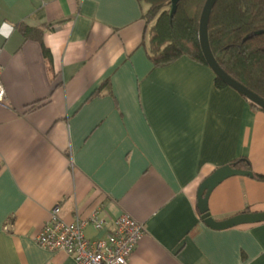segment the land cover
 <instances>
[{"label": "crops", "instance_id": "crops-1", "mask_svg": "<svg viewBox=\"0 0 264 264\" xmlns=\"http://www.w3.org/2000/svg\"><path fill=\"white\" fill-rule=\"evenodd\" d=\"M138 0H0V264H75L35 242L58 206L66 223L121 214L146 234L130 264H264V222L207 228L200 184L246 158L264 175V112L187 58L154 68ZM43 29L49 68L35 41ZM264 212V183L231 177L210 194L217 221Z\"/></svg>", "mask_w": 264, "mask_h": 264}, {"label": "trees", "instance_id": "trees-1", "mask_svg": "<svg viewBox=\"0 0 264 264\" xmlns=\"http://www.w3.org/2000/svg\"><path fill=\"white\" fill-rule=\"evenodd\" d=\"M138 1L144 8L148 35L142 45L154 68L167 67L181 58L208 67L199 43V21L206 0H180L172 17L171 0ZM16 30L24 41L40 45L50 68L52 59L43 43V29L19 23ZM208 42L218 66L231 79L264 100V0H218L209 18ZM214 85L218 90L228 88L216 77ZM244 100L252 110L264 112L246 98ZM228 166L250 172L253 180L264 183V175L254 173L246 158L233 160ZM242 213H249V210Z\"/></svg>", "mask_w": 264, "mask_h": 264}, {"label": "built area", "instance_id": "built-area-1", "mask_svg": "<svg viewBox=\"0 0 264 264\" xmlns=\"http://www.w3.org/2000/svg\"><path fill=\"white\" fill-rule=\"evenodd\" d=\"M1 72L0 65V103L6 98ZM88 227L100 232L106 229L107 222L94 212L87 219L76 218L66 223L60 217V208L56 206L35 242L44 251L64 253L75 264H130L132 253L146 234L144 225L127 214L116 218L102 239L86 238L84 232Z\"/></svg>", "mask_w": 264, "mask_h": 264}, {"label": "water", "instance_id": "water-1", "mask_svg": "<svg viewBox=\"0 0 264 264\" xmlns=\"http://www.w3.org/2000/svg\"><path fill=\"white\" fill-rule=\"evenodd\" d=\"M180 0H171L170 17L176 11ZM218 0H206L199 21V43L208 68L216 78L223 82L227 87L233 89L238 94L246 98L252 104L264 110V100L256 94L241 86L231 79L214 60L208 42V23L211 11ZM231 177H252V173L235 170L230 166H223L216 169L200 184L197 191V210L200 220L209 229L214 231H225L235 227L252 225L264 222V212L262 213H241L226 220H214L208 212V199L212 191L224 180Z\"/></svg>", "mask_w": 264, "mask_h": 264}]
</instances>
